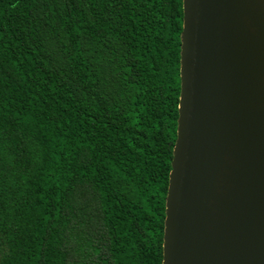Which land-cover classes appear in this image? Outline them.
Returning a JSON list of instances; mask_svg holds the SVG:
<instances>
[{
	"label": "trees",
	"instance_id": "16d2710c",
	"mask_svg": "<svg viewBox=\"0 0 264 264\" xmlns=\"http://www.w3.org/2000/svg\"><path fill=\"white\" fill-rule=\"evenodd\" d=\"M183 0H0V264H162Z\"/></svg>",
	"mask_w": 264,
	"mask_h": 264
},
{
	"label": "water",
	"instance_id": "95a60500",
	"mask_svg": "<svg viewBox=\"0 0 264 264\" xmlns=\"http://www.w3.org/2000/svg\"><path fill=\"white\" fill-rule=\"evenodd\" d=\"M162 264H264V0H183Z\"/></svg>",
	"mask_w": 264,
	"mask_h": 264
}]
</instances>
